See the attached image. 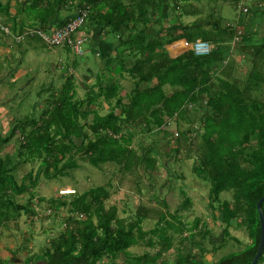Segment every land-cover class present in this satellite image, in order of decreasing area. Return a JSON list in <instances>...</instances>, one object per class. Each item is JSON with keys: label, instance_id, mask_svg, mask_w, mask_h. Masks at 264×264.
<instances>
[{"label": "trees", "instance_id": "trees-1", "mask_svg": "<svg viewBox=\"0 0 264 264\" xmlns=\"http://www.w3.org/2000/svg\"><path fill=\"white\" fill-rule=\"evenodd\" d=\"M258 1L245 7L250 19L264 16V8L260 9L264 0ZM202 2L209 7L200 6ZM216 2L230 3L243 13L241 0H35L33 23L13 26L19 29L15 31L18 34L24 28L45 26L50 29L56 11L68 5L73 7L75 3L76 7H89L88 21L118 42L116 56L103 65L105 79L96 80L97 92L88 88L80 97L74 72L61 74L58 85L42 89L40 95H44L41 101L31 105L33 111L13 119V127L4 138L0 137V232L10 222L17 223L22 214L34 217L41 201H45L53 213L60 209L66 213L64 229L49 240L34 261L45 264H167L163 255L173 247V234H183L185 229L176 214L155 212L154 228L144 231L142 222L149 218L151 211L139 207L132 219H119L115 206L105 207L111 194L106 186L76 195L61 196L57 191L54 198H39L35 203L31 193L40 176L47 180L57 179L77 168L78 159L95 169L112 164L120 167L124 174L141 168L151 175L156 168L157 155L163 157V154L153 147L141 148L140 144L138 152L132 147L135 127H138L150 135L164 133L175 142L172 147L166 141V156L173 152L178 154L186 134L194 136L196 132L193 139L201 141L200 148L196 147L199 164L193 169L210 185L208 206L213 217L224 224L226 234L235 221V228L244 229L250 240V243H241L236 239L237 245H243L240 250L209 264L251 263L260 239L256 204L264 196V90L260 87V83H264V36L254 37L250 30L238 34L236 25L222 26ZM41 3L45 8L36 10ZM8 10L7 4L0 1V12L16 24ZM204 13H208L209 18L198 19ZM183 17L196 18L190 24H183ZM237 22L239 28L249 26L252 29L253 24L244 22L241 16ZM156 26L158 30L154 31L158 35L149 34V28ZM237 35L236 45L233 39ZM31 39L40 40L36 36ZM178 40L209 42L212 52L209 56L197 57L188 50L171 57L165 47ZM233 45L247 57L243 60L249 67L243 78L233 74L237 66L230 60ZM125 79L130 80L131 88L125 89L121 97L118 93L123 90L121 82ZM101 96L106 105H111L104 115L94 109L101 106L98 102ZM89 116H92L90 121ZM191 117H200L197 120L200 135L192 127ZM169 120H174L176 130L173 133L166 132ZM183 123L191 128L181 131ZM15 132L18 133L14 140L16 148H6ZM186 146L191 147L188 143ZM37 160V170L28 172L18 182V168ZM140 176L143 177L142 173L138 178ZM137 191L144 195L140 188ZM224 192H230V201L219 200ZM25 194L29 196L24 197ZM20 196L25 199H18ZM190 204V199L185 198L184 207ZM261 209L264 217V202ZM187 230L188 235L182 237V241L188 240L193 246L191 250L203 253L202 242L195 241V237L197 233L206 236L204 223L195 219ZM169 231L172 234H168ZM140 242L150 248L156 244L160 247L154 254L129 253V249ZM200 257L196 258L189 251L171 264H207ZM33 258L27 257L24 264H31ZM119 258L122 262H118ZM0 264H8V261L0 259ZM257 264H264V248Z\"/></svg>", "mask_w": 264, "mask_h": 264}, {"label": "rangeland", "instance_id": "rangeland-1", "mask_svg": "<svg viewBox=\"0 0 264 264\" xmlns=\"http://www.w3.org/2000/svg\"><path fill=\"white\" fill-rule=\"evenodd\" d=\"M256 1L259 2L258 0H245L244 7H250L253 3L256 4ZM202 5L209 7V4L206 2H202L200 6ZM214 5L216 8H220L218 14L223 19L222 26H228V24H231L233 27L235 25L238 26L237 21L239 20V16H241L244 22L250 21L252 24L258 21L257 19L264 21V16L250 19L251 16H248V12L240 14V8L235 9L230 3L222 4V2H216ZM168 11L171 12L170 9H168ZM26 14L30 15L29 10H27ZM88 18L89 17H87L86 22L88 21ZM195 18L183 17V24H190ZM208 18L209 14L204 13L198 19L206 20ZM23 20L24 18L21 19V21ZM4 22L5 20L0 18V23ZM9 26L10 25L8 24H0V52L2 51V47H9L10 43H5V40L6 42L8 40L7 36L10 37L12 33ZM6 27H9L10 34L9 32L6 34L2 30ZM251 27L252 29L249 28V30L253 33V26ZM205 28L208 29L209 26H205ZM53 29L54 28L50 27V30ZM154 29L158 30V26ZM261 34H264V28L262 27L258 30V36ZM12 40H14V38ZM238 41L239 40L234 44L237 45ZM26 42V47L20 45L18 49H27L17 51L16 53L14 52V54L11 53L12 57L10 58L4 53L0 54L1 138H4V136L7 135V132L13 127V119L22 118L33 111L31 105L39 100L41 101L44 94L40 95V93L44 87H48L51 82H55L56 84L61 82L60 72H57V75L52 74L51 63L54 61V51L62 48H50L37 39L27 38ZM236 45H233L232 57L230 60L237 64V66H235L236 71L233 73L234 76L243 78L248 71V65L244 64L243 60L247 59V57L239 51V48H237ZM85 47L86 46H84V53L82 56H76L71 53L72 57H75L78 62H81L82 59H85L86 55H89L85 51ZM33 48L44 50L45 55L30 54ZM25 51L31 56L28 55V58L22 57V55H25ZM90 62H92L90 67L94 73V77L93 74L87 73L83 70V75H78L79 77L74 73L77 82L78 78H80L81 81L90 85L92 84V79H100L102 73L101 69L98 67L100 59L90 58ZM80 64L81 63H79V66ZM69 66L70 64L65 62L60 64L57 68H59L63 74H72V69ZM86 68L89 69L88 66ZM19 69L25 70L26 74L18 79H14V71ZM129 81L130 80L125 79L121 83L127 91L131 88ZM92 86L93 91L97 92V85ZM90 87L91 86H89V88ZM253 91L258 92L257 90ZM118 94L119 96H122L121 91ZM255 94L258 98V93ZM39 95L40 97L38 98ZM260 98L263 97L260 96ZM113 101L114 100H112V102ZM98 102L101 106H96L94 109L101 115L106 114L111 107L107 106L106 102L104 105L103 96H101ZM36 110L39 111V106L36 107ZM91 118L92 116H89L88 120L90 121ZM191 118L194 120V126L192 127H195L194 129H196L198 131L197 133L200 135V127L197 124V120L200 117ZM173 122L174 120H169V126L167 127L168 130L166 131L167 133L175 132L176 128ZM189 128H191L189 124H181V131H186ZM191 132L192 134L194 133L193 130ZM17 134L18 133L15 132V136L6 144V148H16L14 140L18 136ZM189 135L190 133L186 134V138L182 141L178 154L173 152L170 156L169 154L166 156L168 151L165 143L167 141L169 146L175 147L176 144L173 140L168 139L167 135L164 133L159 134L157 132V134L154 133L150 135L143 130L141 131L140 128L135 127V138L133 139L132 147L136 149L137 152L141 150L139 149L140 144L141 148L148 149L149 147H153L156 151L163 154L164 158L157 155L156 168L151 175L148 173L145 174V170L143 171L141 168L133 170V173L125 172L124 174L119 170L120 167H114L112 164H106L100 169H95L87 162L78 159L77 168L68 170L67 174L59 176L57 179L47 180L40 176L36 186L31 192L34 195L33 202H37L39 198L44 200L54 198L57 195V191L62 189L74 191L70 195H76L90 188L106 186L111 194L109 199L104 203L105 207L108 209L111 206H115L119 219L128 221L133 218L137 208L144 207L151 211L149 213V218L142 222L141 226L144 231H149L154 228L155 222L157 221V215H155V212L176 214L180 219V222L185 225L183 234H173V247L163 255V259L167 264L173 263L179 255H185L189 251L196 258L201 256L200 258L203 262L207 264L213 263L221 256L230 252L238 251L243 247V245L236 244V239L241 243H250V240L244 229L235 228V221L231 223L232 226L228 229L229 234H226L223 231L224 224L220 223L218 218L213 217L214 214L208 206L210 201L208 195L210 185L201 177L197 176L193 169L194 166H198L199 164L198 157L196 156V152L198 151L196 147L201 140L200 138L193 139L194 136ZM189 139L191 140L189 141ZM160 140L161 142L158 143ZM76 142L78 143L79 141ZM187 143L190 144L191 147H187ZM198 148L200 147L198 146ZM178 158L179 161H177ZM38 164L39 161L37 160L34 163L20 166L16 173L17 181L20 182L22 177L28 172H35L38 168ZM141 173L143 177L140 176V178H138ZM137 182L138 186H136ZM25 183L27 186H30V183ZM138 188L142 190V193L144 194L143 196L142 194H138ZM181 190L184 192V195H182ZM27 196L29 195L25 194L24 197ZM19 198H22L20 200L25 199L23 196L18 197V199ZM185 198H189L191 201V204L188 207H184ZM219 200L230 201V192L222 193L219 196ZM37 207L36 215L34 217H27L22 214L17 223L10 222L6 228L1 229L0 259L7 260L8 264H24V262L27 261V257L33 258L35 255L38 256L41 254L42 249L49 243V240L56 237L58 233L64 229L66 223L64 218L66 217V213L63 209L53 213L50 211V207L47 206L45 201H41ZM167 219H169V217H167ZM195 219H200L201 222L204 223V229L207 230L205 237H201L198 233L195 237V241L202 242L204 248L203 253H199L197 250H191L193 246L188 240L182 241V237H187V229L192 225ZM174 224H176V221H174ZM169 233L172 234L170 231L168 234ZM221 243H224L223 247H220ZM159 247L160 245L156 244L153 248H150L145 246L144 242H140L138 246L130 248L129 253L132 255H142L146 252L154 254L159 250ZM37 256L33 258L31 264H42V261H34ZM118 262H122V259L119 258Z\"/></svg>", "mask_w": 264, "mask_h": 264}, {"label": "crops", "instance_id": "crops-1", "mask_svg": "<svg viewBox=\"0 0 264 264\" xmlns=\"http://www.w3.org/2000/svg\"><path fill=\"white\" fill-rule=\"evenodd\" d=\"M0 1L3 4H7V6L9 7L8 11H9L11 17L14 19V23H16V24H12L13 22L11 20L8 21L5 18V15L2 12H0V18L2 20H5L4 23H0V24H2V25H5V24L10 25L9 27H10V30H11L12 34H17L15 31L19 30V29H14L13 26L19 25V24H21V25L24 24L23 26H26V25H31L33 23L32 21L34 20L33 18H34L35 11H34V8H33L32 4L35 2V0H0ZM74 4H72L73 7L71 5H68V6H65L63 8H59L56 11V14H55V17H54L55 22H53L52 28H56V27L60 26L62 23H64L67 20H69L71 17H73L75 15V13L79 9L86 8V9H88V14H89V12H90V8L89 7H84V6H80V5L78 7H76ZM103 7H104V4H103ZM35 8H36V10H42V9L45 8V5L43 3H41L40 5H38ZM263 8H264V6L260 7V9H263ZM75 9H77V10H75ZM27 10H29L30 15L26 14ZM88 14H87V17H88ZM87 17H86V19H87ZM23 18H24V20H23L24 23H23V21H21V19H23ZM257 20L258 21L253 23V27H254L253 35H254V37L258 36V30H260L261 27L264 28V21H260L259 19H257ZM175 28H178V26H175ZM236 29H237L238 34L239 33L241 34L243 32H246L247 27H240L239 28L238 26H236ZM248 30H249V28H248ZM81 32H82V35L85 37V46H86L85 47V51L89 55L88 56L86 55L85 59H82L81 62H78L75 59V57H72V54H71L72 52L67 51L65 49H60V50L57 49V50H55L54 51V61L51 63V68H52L51 70L53 72L52 74L57 75L58 74L57 72H60L61 74H63L62 71L59 68H57V67H59L60 64H63V63L66 62V63L70 64L69 67L72 69L71 71L74 72L77 76L78 75L79 76L83 75L82 71L84 70L87 73L93 74V77H94V73H93V71H92V69L90 67V64L92 63V62H90V58H96V59H100V63L98 65V67L101 69V72H102L100 79L103 80V79H105V77L103 75V74H105V70H103L104 69L103 65L106 62L111 61L116 56V46L118 45V42L112 35H107L104 32H101V29L98 27V25H93L89 21L86 22V20L84 22L83 29H82ZM148 32H149V34H153L155 36L158 35V32L154 31L153 27H150ZM263 36H264V34H261L258 37L259 38H261V37L263 38ZM7 38H8V40H7V42L5 40V43H7V44L10 43L9 47H2L1 48L2 51L0 52V54L4 53L5 55H8V58H10V57H12V54H14V52L16 53L17 51H22V50H26L27 49V48H24L22 50L18 49L20 45H22L23 47L27 46V42H26L27 38L26 39H22L21 42H16L15 40H12L13 36H11V35H10V37L7 36ZM11 40H12V43H11ZM182 41L183 40H178V41L172 42L171 44H169V45H167L165 47L167 52L170 54L171 57H175V56H177V55H179V54H181V53H183L185 51H188V50L182 48V46H181V42ZM27 51L24 52L25 55H22V57H27L28 58L29 56H31L30 54H33V55H36V54L45 55V51L42 50V49H38V48L37 49L33 48L31 50L30 54H28ZM79 63H81L80 66H79ZM246 65H248V64H246ZM87 66L89 67V69L86 68ZM248 67H249V65H248ZM14 74H15L14 79H18L19 77H22L23 75H25L26 72H25V70L19 69V70H15ZM92 80L94 82L96 81L94 79H92ZM93 81H92V84L87 85L86 83L81 81L80 78H78V82H77L78 83V95L79 96L81 95L80 97H83V95L89 89L93 90V86L92 85H97L98 84V81H96L95 83ZM51 85L54 86V85H58V84H56L55 82H51L49 84V87ZM89 86H91V87L89 88ZM103 86H105V85H103ZM49 87H47V88L45 87V88L48 89ZM260 87L264 90V83H260ZM124 90H125V88H124V85H123V90L121 91V93H122L121 97L124 96V93H125ZM99 99H100V97H99ZM112 100H114V99H112ZM104 105H105V103H104ZM107 106L111 107L110 104L107 105ZM108 111H109V109H108Z\"/></svg>", "mask_w": 264, "mask_h": 264}, {"label": "built area", "instance_id": "built-area-1", "mask_svg": "<svg viewBox=\"0 0 264 264\" xmlns=\"http://www.w3.org/2000/svg\"><path fill=\"white\" fill-rule=\"evenodd\" d=\"M240 5H244V0H241ZM242 12L246 13L247 9L242 8ZM87 17L86 9H79L74 18L69 20L64 26L53 30L47 29L45 26L38 28H24L19 34H12L9 27L2 29L6 34L11 33L16 42L22 39L32 38L36 36L43 44L48 47L68 49L74 55L82 56L84 53L85 37L81 33V29ZM2 31V32H3ZM51 31V32H50ZM238 40V35L234 37L233 43ZM182 48L190 50L197 57L209 56L212 52V45L209 42L196 40L194 42H181ZM74 191L59 190L61 196L69 195Z\"/></svg>", "mask_w": 264, "mask_h": 264}, {"label": "water", "instance_id": "water-1", "mask_svg": "<svg viewBox=\"0 0 264 264\" xmlns=\"http://www.w3.org/2000/svg\"><path fill=\"white\" fill-rule=\"evenodd\" d=\"M263 202H264V196L261 197L256 204V208H257L258 216H259V222H260V239H259L257 251H256V253H255L250 264H257L258 260L260 259L261 255L263 253V248H264V217H263V213H262V209H261Z\"/></svg>", "mask_w": 264, "mask_h": 264}, {"label": "clouds", "instance_id": "clouds-1", "mask_svg": "<svg viewBox=\"0 0 264 264\" xmlns=\"http://www.w3.org/2000/svg\"><path fill=\"white\" fill-rule=\"evenodd\" d=\"M84 9H86V8H84ZM87 10V14H88V9H86ZM82 29H83V27H82ZM21 42V41H20ZM70 195V194H69ZM66 196V195H65Z\"/></svg>", "mask_w": 264, "mask_h": 264}, {"label": "flooded vegetation", "instance_id": "flooded-vegetation-1", "mask_svg": "<svg viewBox=\"0 0 264 264\" xmlns=\"http://www.w3.org/2000/svg\"><path fill=\"white\" fill-rule=\"evenodd\" d=\"M42 264H45L44 262H42Z\"/></svg>", "mask_w": 264, "mask_h": 264}]
</instances>
